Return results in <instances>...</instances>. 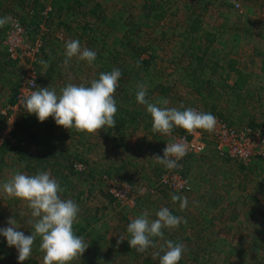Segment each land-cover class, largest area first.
Here are the masks:
<instances>
[{
  "label": "rangeland",
  "instance_id": "rangeland-1",
  "mask_svg": "<svg viewBox=\"0 0 264 264\" xmlns=\"http://www.w3.org/2000/svg\"><path fill=\"white\" fill-rule=\"evenodd\" d=\"M95 2L99 3L101 8L98 22L93 19L95 16L92 14L84 15L81 18L80 16L78 17L82 24L83 20H86L85 18L87 17L89 20L94 21L91 24L94 30L89 32L93 33L99 40H96V43L90 42L93 38L92 34L91 38L89 36L84 38L88 44V49L92 47L90 50L101 55L102 59L96 56V60L92 65H89L86 61L73 57L68 65L65 66V47L61 49V46H59V49L51 50V52L47 50L50 55L56 53L54 58L62 56L65 59L61 61V66L55 65L54 73L52 76H49V66L45 68L40 63L41 60L48 62L47 57L44 54L41 58L38 57L35 63L37 69L36 88L50 87V89H54L59 94L60 90L69 83L90 86V82L93 79H98L99 75L105 72L104 69L107 68L105 65L112 63L114 57L118 58L117 64H126L128 68H133L129 67L134 66L131 51L123 50L118 40L124 41V43L133 40L131 43L134 45L138 44V28L139 24L145 23L144 13L146 12L153 14L163 12L165 14L164 18L169 23H176L180 27L187 25L197 16H200L202 22L201 28L213 40L211 50L209 51L210 56L220 63H226L234 59L238 61V67L250 72V86L256 95L258 94L257 96H262V103L261 105L252 102L248 104V112L254 113L255 117L246 118L243 125L247 126L253 122L257 125L256 128L264 130V68L262 57L257 54V50L264 49V0H240L241 8L239 9L229 2V0H89L86 3V7H91L96 4ZM12 4L11 6L14 7L15 2ZM151 7H155V9L150 10ZM12 13L7 14L8 22L4 27L0 28V34L3 33L4 28L7 31L9 30L12 19L10 17L16 15ZM24 13L26 14L25 11ZM166 20L165 26L169 25L166 24ZM153 23H148L147 29L151 33L154 31L153 29L160 32V29L163 27L162 23H156V21H153ZM105 28L106 31H103ZM108 28L111 30L108 31ZM124 29L126 33L122 35L121 32ZM36 35L34 30L27 29V40L30 43H34L33 39ZM154 35L158 36L156 33ZM154 35L153 37H155ZM2 36H0V49H3L4 46L2 43L4 37ZM174 36L169 33V39L167 38L165 42H157L154 47L156 50L153 49L158 58L151 70L156 75L162 74L168 76L172 73V70L164 65V62L171 56V51L166 49V43L169 40L171 41ZM172 44L174 47L172 54L176 55L178 43ZM186 44L189 45V41ZM207 44L209 42L205 43V45ZM81 46V49L86 48V45ZM128 49H131L130 45L126 50ZM180 53L181 51L179 55ZM22 73H25L23 66L17 63L14 67L6 66L4 75H0V78L2 76L5 77L3 80H0V111L13 104L10 102L14 91L13 88ZM224 74H228V72L226 71ZM230 76V78H235L233 74H230ZM8 77L12 79L8 80ZM152 77L155 78V76ZM10 81H12V86L10 85ZM132 81L134 84H137L136 80L132 79ZM171 87L172 92H174L173 96H178L168 100V107H175L181 111L189 107L204 111L201 104H197L199 102L195 101V98L192 97L185 83L174 82ZM261 87L262 90L257 93L256 91H259ZM156 89L153 90L156 91ZM124 92H119L116 89L114 95L116 106L121 105L118 102V95L119 93L121 97L126 95ZM225 103H227L225 100H221L218 109L223 111L226 108L235 110L234 106L228 107ZM181 105L184 108H181ZM25 116H27L28 123L22 124V130H19L17 135H13L17 120V117H14V131L11 138L7 140H11L12 143L20 142L27 149H32L33 152H36L38 149L40 151V147L43 144H40L41 146L35 144L28 145L24 139L25 133L23 132V128L26 127L27 130L30 128L31 131L38 133V136H41L44 140L49 138L56 145L55 147L58 152L62 151L63 148L66 149L65 155L58 156L59 165H56V169L62 168V165L68 168L69 162L75 161L74 169L76 171L73 172L67 169L63 173L68 176L66 184H61L58 181L61 188L64 189L61 193L62 199H71L79 207L78 222L74 224L73 229L76 235L83 237L85 243L88 245L83 256L73 261L72 264H141L146 260V257L152 258L154 264H159V257H153L157 252L162 256L164 254V242L166 240L172 241L176 237H181L184 240L183 245L185 247L179 264H225L223 257L226 258L227 255L220 254L214 245L204 251L199 250L195 242L188 241L189 238L194 239L193 235L198 236L201 234L199 232L200 227L192 226L189 221L195 216L205 215L215 221L214 224L212 223L210 234L215 232L217 233V238H221L219 236L220 219L217 215L219 214V193L225 198L221 204L224 202V204H227L226 208L230 207L228 212L231 213L229 214H233L234 212L236 214L237 212L239 221L246 224V226L243 224L239 227V232L248 233L251 237H261L264 235V219L257 215L259 222L250 221L246 213L247 207L243 205L244 195H241L242 189L240 188V185L241 187L245 186V183L240 180V174H243L244 171L255 176L264 175V159L262 158H254L248 164L220 158L215 152L212 142L209 140L208 132H204L203 136L208 145L207 151L201 155L192 154L184 160L179 161V167L174 170H168L163 165L158 164L153 157H162L166 144L172 142V138L159 133L155 135L152 132V119L146 121V124L149 125L148 128L139 126L135 129L131 128L126 132L125 146L118 147L116 146L118 140L117 142L113 140L105 142L103 141L104 137L100 133L95 135L84 133L81 138L80 136H76L75 141H72L71 137V139L66 138L67 133H63L62 135L56 129L57 127H52L53 118L50 117L45 122L38 123L37 117L34 114L27 113ZM8 118L10 116L4 117L0 114V130L7 123L12 122ZM19 119L22 120V116ZM243 125L235 127L240 128ZM48 127H52V133L48 130ZM67 150L70 151L67 152ZM135 151L136 155L134 154ZM64 156H66L65 159ZM76 156L81 157L83 161L76 160ZM221 161L226 165L223 166ZM243 164H245L246 168L242 172L240 168ZM40 168L38 170H41ZM51 170L46 172H49L51 175L52 171L54 172V170ZM168 171L181 174L187 178L191 190L185 193H178L168 188L158 187L159 178ZM231 171H233L232 174L234 176L227 179ZM17 172L35 175L29 173L25 162H21L17 153L15 154L10 150L0 153V186L11 179ZM104 175H108L109 179H113L119 183L118 187H120V192L124 194L125 199H117L111 194V188L109 189ZM53 176L56 177L57 175H52L51 177ZM172 195L187 198L188 205L183 210L184 213L180 210L179 201L172 202ZM208 198H210V202L207 201ZM205 202H207L206 205ZM229 204L232 205L229 206ZM162 207H167L173 215L175 212L181 213L178 216L189 222L187 230H182L181 225L183 222L178 228L164 229V240L153 238L156 247H150L146 254L143 253L144 255H141L136 249L124 247L122 243L131 238L130 234L127 233L128 223L141 215L145 210L150 213L149 219L154 220L156 219L155 213ZM30 213L31 210L25 202L15 198H7L2 188H0V229L8 227L9 218H14L19 227L18 230L22 231L25 236L31 235L34 229L28 223L31 219ZM184 215L187 217H184ZM120 236L124 238V241L117 244ZM1 238L3 239L4 237L1 236ZM97 238L100 239L99 245L91 242ZM40 243L41 238L37 237L32 247L30 264H43L44 253L39 250ZM7 249L10 250L7 252L15 255L14 259L9 260V262L11 264H18L17 250L14 247L10 248L8 245ZM135 252L138 254L137 256L134 255ZM255 254L262 257L264 256V251L250 250L249 254H245L244 264L255 262ZM139 256L142 257L139 259ZM196 256H199L198 259H196ZM28 261L29 259L26 262ZM258 262L264 264L263 257Z\"/></svg>",
  "mask_w": 264,
  "mask_h": 264
},
{
  "label": "clouds",
  "instance_id": "clouds-1",
  "mask_svg": "<svg viewBox=\"0 0 264 264\" xmlns=\"http://www.w3.org/2000/svg\"><path fill=\"white\" fill-rule=\"evenodd\" d=\"M8 22L7 17L0 18V28ZM65 66L73 57L86 61L89 65L96 60V52L88 48L81 49L79 40H69L65 44ZM46 68L48 64L41 60ZM121 72L114 68L110 72H102L98 79H93L90 86L69 83L60 90L33 88L23 101L28 114H34L38 121L43 123L53 118L56 125L64 129H75L89 135L100 133L106 126L116 127L115 116L118 111L114 99ZM147 83L137 85L136 102L146 107V112L152 119V131L164 136H171L174 128L186 133L198 134L197 130L212 133L216 129L217 118L210 112L197 111L193 108L179 110L168 107L169 101L161 98L155 103L147 98ZM184 108L183 105L180 106ZM188 153V145L184 140L172 139L166 144L163 156L153 157L158 164L168 170H174L178 161ZM3 193L7 198H15L27 204L31 210V219L28 221L34 231L25 236L19 231L14 218H9L8 227L0 229L7 245L14 247L18 252V264H23L32 254V247L37 239L41 238L39 250L44 253L43 264H72L80 259L88 245L81 236H77L73 226L78 222V205L71 199H62L64 189L60 183L51 177L49 172L41 171L35 175L21 172L14 174L11 179L3 183ZM173 203L179 201L180 210L187 208L186 197L172 195ZM150 213L145 210L127 225V240L132 249L139 253L146 252L150 247L155 248L153 238L164 240V229H175L183 222L182 217L175 216L167 207L160 208L156 219H149ZM124 241L120 236L117 244ZM185 247L182 243L171 240L164 242V254L157 252L153 258L159 257V264H179Z\"/></svg>",
  "mask_w": 264,
  "mask_h": 264
},
{
  "label": "trees",
  "instance_id": "trees-1",
  "mask_svg": "<svg viewBox=\"0 0 264 264\" xmlns=\"http://www.w3.org/2000/svg\"><path fill=\"white\" fill-rule=\"evenodd\" d=\"M83 1L84 0H54L52 3L51 16L54 12L59 14L63 9H66L67 11H73V14L76 13L77 16L81 15L83 17L85 15ZM31 13L32 18L30 20V23H28L27 19H24V17L20 20L26 27H28V25H34L36 27L39 23V19H43L41 13L40 15L42 16V18L37 12L34 13V9L29 8V12L27 13V15H30ZM86 14H92L93 16H95V18L93 19L98 22L101 15V8L98 4L94 5V7H92ZM155 17V19L161 21L162 19H164L165 14H163V12L161 14L158 13L155 15ZM85 19L86 20H83L84 26H86V29L88 31H93L94 28L91 24H93L94 21L89 20L88 17ZM155 19H153V21ZM187 26L189 30H187L186 32L188 36L185 37V40L186 42L189 41V45L181 54V57H179L178 59L173 58L172 62L179 64L187 59V67L185 68L184 76L188 82L185 84L190 89L192 97L195 98V101L199 102L197 104H201L205 112H210L214 116L222 118L229 125L241 126L245 124L246 118L255 117L254 113L252 114L248 112V104L252 102L254 104L256 103L261 105L262 103V96H257L258 94L256 95L255 91L250 86L251 74L238 67V61L234 59H231L226 63H220L218 60H214L213 57L210 56L209 51L211 50V44H213V40L211 36L201 28L202 22L200 16H197L195 19L190 21ZM28 29L33 30L32 27ZM132 41L133 40H129L126 43H124V41H121V46L123 50L129 52L131 51V58L134 61V66L129 67L133 68H128L126 64H117L118 58L114 57L112 60L113 64H106L105 66L107 68L104 69L105 72H110L114 68L120 70L121 77L118 81L119 85L116 89H118L119 92L125 91L124 93H126V95H123L122 97L120 96V93L118 95V102H120L121 105L117 106L118 111L115 116L116 127L109 128L106 126L100 132V134L105 138L106 141L113 140L117 142L118 140L117 143L115 142L116 146L118 147L125 146L124 144L126 132H128L131 128L135 129L139 126H143L145 128L149 127V125L146 124V121L151 120L150 114L146 112L145 106L139 105L136 102L137 85L146 82L147 87H149L147 88L146 98L155 103L161 98H165L167 100L174 98V92H172L171 85L173 86L174 82L177 83L175 80L170 78L171 74H169L168 78L164 80L165 77L162 74L156 75L152 72L151 68L157 62L158 58L155 51H153V49L156 50V48H141V46H139L138 44L134 45L133 43H131ZM206 42H209V44L205 45ZM129 45L131 49L126 50ZM50 48H54L53 42L42 47L39 58H41V56L44 54L47 57L48 62L55 63L48 69V75L52 76L55 71V65L58 64L60 60H64L65 58H63L62 56L60 57V55V58H54V55H56V53H52L51 55L48 54L49 51L51 52ZM3 54L4 55L0 60V75H4L6 66L14 67L17 64L16 61L9 58L7 51H4ZM257 54L262 57L264 68V49L257 50ZM96 56L102 59L101 55H98V53H96ZM226 71L228 72V74H224ZM150 74L152 76H155V78ZM179 74L180 72H177V76ZM230 74H233L235 78H230ZM4 78L5 77L2 76L0 80H3ZM10 79L12 78L8 77V80ZM132 79L136 80L137 84H134ZM230 81H232V83ZM10 85L12 86V81H10ZM19 87L20 78L13 88L14 91L12 99L10 100V102L13 104L16 102ZM155 88H157L156 91L153 90ZM260 90H262V87L259 88V91L256 92L259 93ZM221 100H225L227 102L225 104L228 105V107L234 106L235 110L228 108H226L224 111L219 110L218 107ZM26 114L27 112L25 109H22V112L18 114L17 120L15 122V132L13 135H17V132L19 130H22V124L28 123L27 116H25ZM20 116H22V120L19 119ZM37 122L39 123L38 119ZM52 124V127H57L56 129H58L62 135L63 133H67L66 138L71 137L72 141H75L76 136H80L81 138L84 134V132H78L75 129L68 130L64 129L63 127L57 126L55 121H53ZM247 126L256 127L257 125L251 122ZM23 129V132L25 133L24 139L28 143V145L35 144L41 146L40 144H43L40 147V151H38L39 153L32 154L25 145L21 144L20 142L12 143L11 140H6L0 145V153H5L8 150L13 151L15 154L17 153L18 157H20L21 162H25L26 168L30 174H37L38 172L48 171L52 169L54 170V172L51 170V176L57 175L56 177L53 176L52 178H56V180L61 184H66V178L68 176L63 173H65L67 169L73 172L76 171L74 169V160L69 162L68 168L62 165V168L60 167V169H56V165H59L58 156L65 155L66 149L63 148L62 151L58 152L55 147L56 145L53 144L49 138L47 140H44L41 136H38V133L31 131L30 128L29 130H27L26 127H24ZM177 130L182 134L185 133V131L182 132V129L177 128ZM154 134L156 135L157 133ZM69 151L70 150H67V152ZM189 156L191 155H186L180 161ZM65 158L66 156H64V159ZM75 159L83 161L82 158L78 156H76ZM39 167H41V170H38ZM244 168H246L245 164L241 166L240 171L243 172ZM259 212L261 216V214H263L262 210L260 209ZM182 213H184V211ZM180 214L181 213L175 212L174 215L178 216ZM250 214L253 216L255 215L254 213ZM184 217L187 216L184 215ZM232 218H235V214H233ZM189 222L192 226L200 227L199 232L201 234L198 236L193 235L194 239L189 238L188 241L195 242L198 249L204 251L214 245V247L218 249V252L220 254L225 256L227 255L224 259L225 264H244L245 254H249L250 250L264 251V235L261 237L254 236L250 240H248V238H241L239 240H236L235 237H233L232 240L221 239L217 238V233L215 232H212L210 234L212 223L214 224L215 221L214 219L209 218L207 215L195 216ZM189 222L183 223L181 225L183 231L187 230ZM230 230L233 232L235 231V228L231 227ZM172 241L176 243H184V240L181 237H176L175 239H172ZM91 242L93 244L99 245L100 239H93ZM217 243L218 245L216 246ZM122 244L126 248H131L128 241H124ZM214 247L212 248L214 249ZM6 249L7 241L5 238L2 239L0 236V264H11L9 260L14 259L13 257H15L13 253L7 252L10 251L9 249ZM147 252L148 250L144 252V254H146ZM140 254L144 255L143 253ZM134 255L137 256L138 254H136L135 252ZM141 257L142 256H139L138 258L140 259ZM196 257V259H198L199 256ZM262 257L264 259V256ZM262 257H259V255H257V257L255 258L256 261L252 264H260L258 261L262 259ZM29 262L30 258L28 262L25 261L23 262V264H30ZM153 262L154 260L152 258L146 257V260L141 264H154Z\"/></svg>",
  "mask_w": 264,
  "mask_h": 264
},
{
  "label": "crops",
  "instance_id": "crops-1",
  "mask_svg": "<svg viewBox=\"0 0 264 264\" xmlns=\"http://www.w3.org/2000/svg\"><path fill=\"white\" fill-rule=\"evenodd\" d=\"M53 1L54 0H0V18L7 17L8 13L13 12L12 14H16L14 16H15V18H18L19 21L24 17V19H27L28 23H30V20L32 18V13L30 15H27V13L29 12V8L34 9V13L37 12L39 15L41 13V15L43 16V19H39V23L36 27L34 25H28V27H26L21 21L20 22L23 24V26L26 27V29H28L30 27H32L33 30L35 29L34 31L36 32L37 35L33 39L34 42L41 41V42H44V45L51 44L53 42L54 48H52V49L50 48L51 50L59 49V46H61V49H63L65 47L66 42L69 40H79L80 45H86V48H88V44H87L84 37L89 36V38H91V34H92L93 38L90 40V42L96 43L95 41L99 40L93 33H90L86 29V26H84L82 24V22L80 21V18L82 17L81 15H79L80 16V18H79L76 13L73 14V11H67L66 9H63L59 14L54 12L53 15L51 16ZM88 1L89 0L83 1V7L85 10L84 14L86 16H87L86 13L92 7H94V5H97V4H94L88 8V7H86V3ZM14 2H15V6L12 7L11 5H13L12 3H14ZM95 3H97V2H95ZM7 4H8V6H7ZM98 5H99V3H98ZM7 8H9L13 11H11V10L9 11V9H7ZM154 9H155V7L150 8V10H154ZM24 11L26 12V14L24 13ZM159 14H161V12ZM155 15L156 14H153L150 12L144 13L145 23L139 24L140 29H138V34H139L138 45L141 46V48H146V49L153 48V47H155L157 42H165L167 40V38L169 39V37H168L169 33L171 35H175L173 37L175 41L172 38L171 41L169 40L166 43L167 44L166 49L171 51V53H170L171 56L168 58L167 61L164 62V65L168 66V68L170 70H172V73H170L171 79L175 80L177 83H187L188 81L184 76L185 68L187 67V59L184 62L179 63V64L172 62V60H173V58L178 59L179 57H181V54L188 47V45L186 44V40H185V37L188 36L186 34L187 30H189L188 26L184 25L183 27H180L176 23L171 24L166 20V18H164L163 20L160 21V20L155 19L156 18ZM14 16H12L10 18L13 19ZM42 16H41V18H42ZM153 19H155L154 21H156V23H162L163 27L160 29V32L153 29L154 31L151 33L147 29L148 23L151 22V24H154ZM165 20H166V24H169V25L165 26ZM109 27H112V26H109ZM106 28L103 31H106ZM110 30L111 29L108 28V31H110ZM171 30H172V32H171ZM96 32H98V31H96ZM124 33H126L125 29L123 30V32H121V34L123 35ZM154 33H156V35H158V36H155ZM6 35H7V29L4 28L3 33H1L0 36L4 37V40H5ZM153 35L155 37H153ZM2 43H3V41H2ZM119 43L121 44V40H119ZM172 43H178V48H177L178 52H176L177 53L176 55L172 54V50L174 49ZM44 45H42V47H44ZM3 49L2 48L0 49V60H1V57H3V55H4L3 54L4 51L6 52L5 44L3 46ZM90 49H92V47H90ZM180 51H181V53L179 55ZM61 61L62 60H60L58 63L59 66L62 65ZM47 63H48L49 67L53 66L55 64L54 62H47ZM244 71L248 72L246 70H244ZM177 72H180V74L178 76H177ZM248 73H250V72H248ZM163 76L165 77L164 80H166L168 78L167 75H163ZM230 82L232 83V81H230ZM187 89L190 92V89L189 88H187ZM177 96L178 95H175L173 97H177ZM48 130L52 133V131H51L52 129L50 127H48ZM103 141L107 142L105 140V138H103ZM134 154L136 155V151ZM221 163L223 166L226 165L222 161H221ZM232 172L233 171L230 172V175L227 179L234 176V174H232ZM240 178H241L240 180H242V182L245 183V186L241 187V185H240V188L242 189L241 195H244L243 205L247 207L246 213L248 214V218L250 219V221L259 222V217L264 219V175L263 176H255L254 174L247 173L244 171L243 174H240ZM240 180H239V182H240ZM235 190H237V188H235ZM222 193H224V191H222ZM218 198H219V208H218L219 214H217V215L220 219V221H219V236H221V238L225 237L224 239H228V240H232L233 237H235L236 240H239L241 238H248V240H250L252 238L250 234L239 232V227L242 226L243 224L246 226V224L239 221L238 213L236 212V214H235V212H234L233 214H235V218H232L233 214H229L231 212H228L230 207L226 208L227 204H224V202L221 204V202L225 199L224 196H221V193H219ZM209 199L210 198H208V200H207L208 202H210ZM206 204H207V202H205V205ZM231 205L232 204H229V206H231ZM233 207H236V206H233ZM260 209L263 212V214H261V216H260V212H259ZM235 210H236V208H235ZM250 213H252V214L254 213L255 215L253 216ZM208 214H210V212H208ZM228 215H230V216L228 217ZM257 215L259 217H257ZM210 217H212V215H210ZM232 221H234V222H232ZM231 227H234L235 231L232 232L230 230ZM249 237H251V238H249ZM256 257H257V255L255 254L254 258H256ZM223 258L225 259V257H223Z\"/></svg>",
  "mask_w": 264,
  "mask_h": 264
},
{
  "label": "built area",
  "instance_id": "built-area-1",
  "mask_svg": "<svg viewBox=\"0 0 264 264\" xmlns=\"http://www.w3.org/2000/svg\"><path fill=\"white\" fill-rule=\"evenodd\" d=\"M229 2L235 5L236 8H241L240 0H229ZM3 43L6 46L9 58L16 61L20 66H23L25 73H22L20 77V87L16 102L0 111V114L4 117L10 116L8 119L12 121L0 130V145L11 138L14 131L13 119L22 112V109H25L23 105L25 97L31 91L36 90L33 88V85L37 86L35 63L43 45L41 41L30 43L27 40L26 27L15 17L11 20L10 28ZM216 118V129L214 132L208 134L209 140L212 142L213 148L220 158L236 160L245 164L250 163L254 158L264 159V130L262 128L251 126L238 128L229 125L219 117ZM197 133L192 135L188 133L182 134L177 128H174L169 137L176 140H184L188 145L187 155H201L207 151L208 145L203 136L204 131L197 130ZM38 151L39 149L36 152L30 149V153L36 154ZM104 178L108 183L109 189L111 188V194L117 199H125L124 194L120 192V187H118L119 183L113 179H109L107 175ZM158 187L168 188L178 193H185L191 190L189 180L181 174H175L172 171L164 173L159 178Z\"/></svg>",
  "mask_w": 264,
  "mask_h": 264
}]
</instances>
